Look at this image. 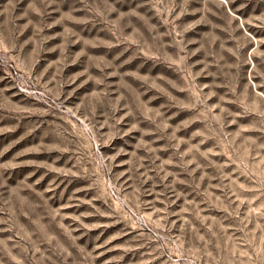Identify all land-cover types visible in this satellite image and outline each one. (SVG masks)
I'll use <instances>...</instances> for the list:
<instances>
[{"label":"rangeland","instance_id":"obj_1","mask_svg":"<svg viewBox=\"0 0 264 264\" xmlns=\"http://www.w3.org/2000/svg\"><path fill=\"white\" fill-rule=\"evenodd\" d=\"M0 264H264V0H0Z\"/></svg>","mask_w":264,"mask_h":264}]
</instances>
